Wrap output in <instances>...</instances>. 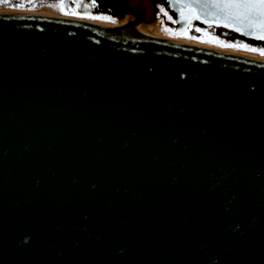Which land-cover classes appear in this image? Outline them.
I'll list each match as a JSON object with an SVG mask.
<instances>
[{
	"label": "water",
	"instance_id": "1",
	"mask_svg": "<svg viewBox=\"0 0 264 264\" xmlns=\"http://www.w3.org/2000/svg\"><path fill=\"white\" fill-rule=\"evenodd\" d=\"M108 2L134 19L0 13V264H264V61Z\"/></svg>",
	"mask_w": 264,
	"mask_h": 264
},
{
	"label": "snow or ice",
	"instance_id": "2",
	"mask_svg": "<svg viewBox=\"0 0 264 264\" xmlns=\"http://www.w3.org/2000/svg\"><path fill=\"white\" fill-rule=\"evenodd\" d=\"M6 2V0H0V3ZM96 3V0H91L90 3H85L82 6L77 5L82 11H86L92 4ZM168 10L164 7L160 8V12L167 17L168 21L173 24H183V28L176 29V33L187 32L192 20H198L206 25V28L202 29L199 26L194 28L195 33H203L210 31L212 26H222L225 29H231L245 37L255 39L257 41H264V0H167ZM14 6L26 7L21 3V0H14ZM48 7L57 8L60 11L65 12V7L57 4H49ZM39 7V6H38ZM175 10L177 17L174 19L169 15V11ZM73 15H79V13H72ZM80 18H84L81 16ZM91 19H100L106 22H113L112 17L109 16H90ZM166 32H172V29L165 28ZM227 32L221 36H212V40L219 41V46L231 47L239 50H248L252 52L259 51L264 54V48L250 47L249 44L235 41L233 43H227L222 37L227 36ZM189 39H197L200 42H211L203 40L202 36L198 37L189 34L186 37Z\"/></svg>",
	"mask_w": 264,
	"mask_h": 264
},
{
	"label": "rangeland",
	"instance_id": "3",
	"mask_svg": "<svg viewBox=\"0 0 264 264\" xmlns=\"http://www.w3.org/2000/svg\"><path fill=\"white\" fill-rule=\"evenodd\" d=\"M79 1L80 0H21V3L23 5H26V7H16V6H14V0H6V2L0 3V9L1 8H3V9H12L14 11H19V10L35 11V10H38V8L41 9V7H42V8H48L53 13H58V14H62V15H65V16H74V17L83 16L85 18H88L90 16L103 15V16L112 17L113 20L116 21L115 23H128V22H130L129 19L128 20L126 19L127 17L130 16L128 14H126V15H122V14L108 15V14L104 13L103 11L96 12V11H93L91 9L87 10V11H82L81 9H79L77 7V2H79ZM144 1L145 0H140L141 5H143ZM49 4H57V5H61V6L65 7V10H66V12L68 14H65V12L60 11L57 8L48 7L47 5H49ZM66 5H67L68 9H66ZM161 7H164V6L158 4L157 7H156V11H157V15L158 16L155 18V20L149 21V22L146 21L147 23L155 22L152 25L153 26L155 25L156 29L159 31L160 34L166 33L167 35L172 36V37H178V38H181V39L190 40V41L199 42V43H202V42H200L197 39H189V38H182V37H186L189 34L195 35V36H198V37L202 36L203 40L211 41V42H204L203 44H208V45H212V46H219V41L211 39L212 36H218V32H217L216 28L211 27L210 31H205L203 33H195L194 32V28L196 26H199L202 29L206 28V26H203V25H201V23L193 21V22H191L187 32L176 33V29L181 28V27L179 25H177V24H173L171 21H168L167 17L164 16L160 12V8ZM164 8L166 9V11L168 10L166 7H164ZM77 12L79 13V15H73L72 14V13H77ZM148 14H150V12L149 13L145 12V17H147ZM168 14L171 15L175 19V16H174V14L171 11H169ZM148 17H150V15ZM97 20H100V19H97ZM161 24L165 25V28L172 29L173 31L172 32H166L165 28L162 29L160 27ZM223 39L227 43H233L231 38H223ZM238 41L247 43V44H249L250 47H256L258 49L264 48V47L260 46L259 42L252 41V39H245V38H242V37L238 36ZM220 47H224V46H220ZM229 48H231V47H229ZM242 51L261 54L259 51H257V52H252V51H248V50H242Z\"/></svg>",
	"mask_w": 264,
	"mask_h": 264
},
{
	"label": "bare ground",
	"instance_id": "4",
	"mask_svg": "<svg viewBox=\"0 0 264 264\" xmlns=\"http://www.w3.org/2000/svg\"><path fill=\"white\" fill-rule=\"evenodd\" d=\"M101 1H104L108 4V0H101ZM129 3L134 4V5H139L140 1L139 0H129ZM150 3H151L150 0H145L143 5L140 6L142 8L141 10L143 12L144 17H145V12L146 13L151 12V4ZM112 4L116 5L115 2H112ZM0 13L1 14H37V15H45V16L69 17L71 19L84 20V21L96 23V24L103 25V26H114V25L125 24V23L106 22V21H102V20L85 18V17L80 18V17H74V16H65L62 14L53 13L48 8H42V7H41V9L38 8V10H35V11H23V10L14 11L12 9H0ZM124 14H127V13H124ZM128 15H131V14H128ZM131 16L134 18L133 15H131ZM146 21L147 22L151 21L150 17H145V18L141 19L136 25L131 26V27H127L126 29L129 33L136 35V36L160 38V39H164V40L175 41V42H179V43H183V44H187V45H193L196 47L208 48V49H212V50L222 51V52H226V53H231V54H235V55H239V56H243V57H249V58L264 61V55L263 54L250 53V52H246V51H242V50H238V49H234V48H229V47L212 46V45L203 44V43H199V42H193V41L181 39L178 37H172V36L167 35L166 33L160 34L159 31L156 29L155 25L154 26L152 25L155 22L147 23ZM160 27L162 29H164L165 25L161 24Z\"/></svg>",
	"mask_w": 264,
	"mask_h": 264
},
{
	"label": "flooded vegetation",
	"instance_id": "5",
	"mask_svg": "<svg viewBox=\"0 0 264 264\" xmlns=\"http://www.w3.org/2000/svg\"><path fill=\"white\" fill-rule=\"evenodd\" d=\"M91 0H80L79 2H77V5H83L85 3H90ZM158 5V4H157ZM156 5V7H157ZM80 9V8H79ZM93 10V11H103L104 13L108 14V15H117V14H122V15H126L124 13H121L120 9L116 6V5H113L112 2H108V4L104 1H102L100 4L98 3H94L91 5V7L87 10ZM86 10V11H87ZM155 12H156V15H157V11H156V8H155ZM150 15V17L152 16V11L150 12V14H148V16ZM147 16V17H148ZM158 16V15H157ZM156 16V17H157ZM127 20L129 19V21H131L132 19H134L131 15L129 17L126 18Z\"/></svg>",
	"mask_w": 264,
	"mask_h": 264
},
{
	"label": "trees",
	"instance_id": "6",
	"mask_svg": "<svg viewBox=\"0 0 264 264\" xmlns=\"http://www.w3.org/2000/svg\"><path fill=\"white\" fill-rule=\"evenodd\" d=\"M1 9H3V8H1ZM201 25H202V24H201ZM203 26H204V25H203ZM252 41L259 42L260 46H261V47H264V42H262V41H257V40H252Z\"/></svg>",
	"mask_w": 264,
	"mask_h": 264
},
{
	"label": "clouds",
	"instance_id": "7",
	"mask_svg": "<svg viewBox=\"0 0 264 264\" xmlns=\"http://www.w3.org/2000/svg\"><path fill=\"white\" fill-rule=\"evenodd\" d=\"M27 240V239H26Z\"/></svg>",
	"mask_w": 264,
	"mask_h": 264
}]
</instances>
